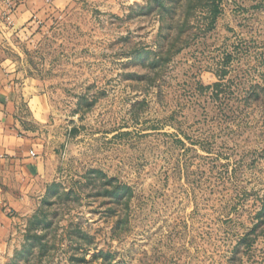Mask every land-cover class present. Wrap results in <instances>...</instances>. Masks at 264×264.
<instances>
[{
	"label": "rangeland",
	"instance_id": "1",
	"mask_svg": "<svg viewBox=\"0 0 264 264\" xmlns=\"http://www.w3.org/2000/svg\"><path fill=\"white\" fill-rule=\"evenodd\" d=\"M47 1L0 0L50 108L0 264H264V0Z\"/></svg>",
	"mask_w": 264,
	"mask_h": 264
},
{
	"label": "crops",
	"instance_id": "2",
	"mask_svg": "<svg viewBox=\"0 0 264 264\" xmlns=\"http://www.w3.org/2000/svg\"><path fill=\"white\" fill-rule=\"evenodd\" d=\"M46 1L10 0L14 26H22ZM16 71L0 39V207H20L48 170L44 141L30 122L47 123L50 108L44 95L29 93L27 82L19 81ZM6 219L0 210V230Z\"/></svg>",
	"mask_w": 264,
	"mask_h": 264
}]
</instances>
